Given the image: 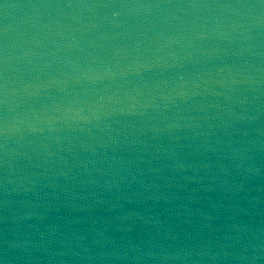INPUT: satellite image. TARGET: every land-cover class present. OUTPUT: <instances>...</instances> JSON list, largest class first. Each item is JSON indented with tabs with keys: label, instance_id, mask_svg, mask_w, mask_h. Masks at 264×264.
<instances>
[{
	"label": "water",
	"instance_id": "1",
	"mask_svg": "<svg viewBox=\"0 0 264 264\" xmlns=\"http://www.w3.org/2000/svg\"><path fill=\"white\" fill-rule=\"evenodd\" d=\"M0 260L264 264V0H0Z\"/></svg>",
	"mask_w": 264,
	"mask_h": 264
},
{
	"label": "clouds",
	"instance_id": "2",
	"mask_svg": "<svg viewBox=\"0 0 264 264\" xmlns=\"http://www.w3.org/2000/svg\"><path fill=\"white\" fill-rule=\"evenodd\" d=\"M0 264H5V261L4 260H0Z\"/></svg>",
	"mask_w": 264,
	"mask_h": 264
}]
</instances>
